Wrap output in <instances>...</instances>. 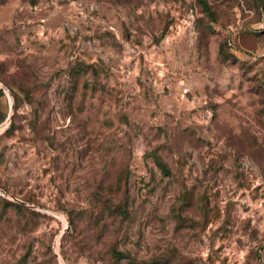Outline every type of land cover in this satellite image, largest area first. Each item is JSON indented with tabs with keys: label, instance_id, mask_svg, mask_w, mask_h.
I'll use <instances>...</instances> for the list:
<instances>
[{
	"label": "rangeland",
	"instance_id": "obj_1",
	"mask_svg": "<svg viewBox=\"0 0 264 264\" xmlns=\"http://www.w3.org/2000/svg\"><path fill=\"white\" fill-rule=\"evenodd\" d=\"M207 2L0 0V264H264V0Z\"/></svg>",
	"mask_w": 264,
	"mask_h": 264
},
{
	"label": "trees",
	"instance_id": "obj_2",
	"mask_svg": "<svg viewBox=\"0 0 264 264\" xmlns=\"http://www.w3.org/2000/svg\"><path fill=\"white\" fill-rule=\"evenodd\" d=\"M198 4L201 7V11L204 13V15L210 17V19H214V12L211 9L210 4L207 2V0H197ZM2 94V90L0 89V95ZM31 94L29 93V91H26L25 93V97H29ZM14 106L15 108L17 107V95L14 94ZM6 118V114L2 113L0 115V123L3 122ZM11 129H13V124H10L9 127L5 130V132L9 133L11 131ZM154 158H155V163L158 165V167L162 170L163 174H168L169 170L167 168L166 163L162 160L161 157H159L156 153H153ZM115 209L118 213L121 214H126L127 213V205L125 203H120V204H116L115 205ZM70 226H73L74 222L72 220L69 221ZM113 257L115 259H118L122 253L117 251V250H113L112 253Z\"/></svg>",
	"mask_w": 264,
	"mask_h": 264
},
{
	"label": "water",
	"instance_id": "obj_3",
	"mask_svg": "<svg viewBox=\"0 0 264 264\" xmlns=\"http://www.w3.org/2000/svg\"><path fill=\"white\" fill-rule=\"evenodd\" d=\"M68 228V227H67Z\"/></svg>",
	"mask_w": 264,
	"mask_h": 264
}]
</instances>
